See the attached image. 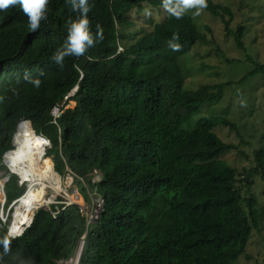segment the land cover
Wrapping results in <instances>:
<instances>
[{
    "label": "trees",
    "instance_id": "1",
    "mask_svg": "<svg viewBox=\"0 0 264 264\" xmlns=\"http://www.w3.org/2000/svg\"><path fill=\"white\" fill-rule=\"evenodd\" d=\"M88 3L90 31L95 35L99 24L104 40L80 57H66L62 67L52 57L65 44L70 21L80 15L70 0H48L46 18L35 31L19 4L0 10V172L7 175V206L26 190L2 159L20 121H29L31 134L49 142L43 157L59 176L69 170L104 199L90 226L75 205L55 218L52 213L62 206L37 210L14 238L0 220V264H57L73 255L85 233L78 264H236L258 229V211L250 190L244 197L236 173L220 160L235 146L213 129L238 128L223 116H208L194 131L182 129L232 85L184 89L179 60L206 36L189 15L171 16L162 0ZM142 11L164 19L128 44L124 30L134 27L128 17ZM204 11L220 18L226 35L244 50L245 30L230 29L228 7L208 0ZM173 34L179 35L181 51L168 47ZM259 73L264 64L237 84ZM253 155L255 166L243 178L247 188L251 177L264 181V150ZM93 171L101 177L96 184Z\"/></svg>",
    "mask_w": 264,
    "mask_h": 264
},
{
    "label": "rangeland",
    "instance_id": "2",
    "mask_svg": "<svg viewBox=\"0 0 264 264\" xmlns=\"http://www.w3.org/2000/svg\"><path fill=\"white\" fill-rule=\"evenodd\" d=\"M211 1L216 5L228 7L232 11L233 20L230 26L232 31L238 26H243L245 30L244 50H239L233 37L226 35L220 18L204 10L199 16L193 15L196 9H190L185 13L192 18L198 30L206 36V41L194 44L189 53L179 60L180 71L184 78V89L196 91L202 86L226 83H232V85L223 88L219 101L201 106L182 126V129L186 132L194 131L197 122L208 116H223L238 128V134L223 126H216L213 129V132L223 142L235 146V150L223 154L220 160L236 173V186L241 188V194L244 197H248L247 191L250 190L249 196L254 199L258 211V229L252 231L245 253L236 264H264V181L258 177H251L249 181H252V187L247 188L243 179L244 173L255 166L254 152L264 150V73H259L237 84L246 74L253 71L256 65L264 64V0ZM128 19L133 22L134 27L124 31L126 36H129L127 43L131 44L135 38L142 35V31L149 32L151 27L163 21L164 17L162 13L156 11H142L129 16ZM68 105L72 103L69 102ZM54 110V117H58V112ZM46 144L45 141L43 154L49 148L45 147ZM54 171V190H46V198L52 202L51 205L61 207L63 204H69L68 206L78 204L84 210V215H88L97 192L90 191L88 184L82 185L80 181L73 180L71 183L70 175L59 176L56 168ZM6 178L5 171H1L0 180L3 184L7 181ZM18 185L22 186L20 179ZM83 186L85 190H82ZM24 187L27 191L26 183ZM73 195L76 198L80 197L75 203L69 201ZM15 200L7 206L6 194L0 199V220L7 229L11 228L10 224L14 220ZM19 232L18 235L8 236L14 238L23 234L22 231ZM8 233L11 234L10 231Z\"/></svg>",
    "mask_w": 264,
    "mask_h": 264
},
{
    "label": "bare ground",
    "instance_id": "3",
    "mask_svg": "<svg viewBox=\"0 0 264 264\" xmlns=\"http://www.w3.org/2000/svg\"><path fill=\"white\" fill-rule=\"evenodd\" d=\"M44 144L45 141L41 137L31 134L28 124L18 125L13 144L14 150L6 158V163L7 168L28 185V190L25 196L15 203L14 220L9 228L12 235H18L19 231L27 228L35 209L49 202L46 198V190H54V165L51 160L43 157ZM2 184L0 180V199L5 195ZM79 198L73 195L72 200L69 201L75 203ZM80 247L81 245L74 252V264L77 263L80 256Z\"/></svg>",
    "mask_w": 264,
    "mask_h": 264
},
{
    "label": "clouds",
    "instance_id": "4",
    "mask_svg": "<svg viewBox=\"0 0 264 264\" xmlns=\"http://www.w3.org/2000/svg\"><path fill=\"white\" fill-rule=\"evenodd\" d=\"M70 3L73 12H79L80 15L76 20L70 21L67 40L52 57L54 62L58 65H61V67L63 66V62L66 57H80L84 55L88 49L94 47L96 43L102 42L104 40V30L99 24L97 25V31L95 35H93L90 31L88 13L91 8L89 6L88 0H70ZM17 4L21 6L22 11L28 17L30 30H37L40 26L41 20L46 18L45 12L47 10L48 0H0V10H7L10 6H15ZM162 4L164 9L171 16L175 17L176 19H181L190 9H196V11L193 13L194 16L201 15L202 10L208 7V0H162ZM178 39L179 35L173 34L172 38L168 41V47L174 52L181 51L182 48L181 44L175 42ZM38 83L39 82L37 81V84ZM21 185H25V183ZM26 192L27 191H25V193ZM7 231H10L9 228ZM8 235L12 234L8 233ZM8 243L9 241L7 238H5L3 241L5 254L9 250ZM30 264H32L31 261Z\"/></svg>",
    "mask_w": 264,
    "mask_h": 264
},
{
    "label": "built area",
    "instance_id": "5",
    "mask_svg": "<svg viewBox=\"0 0 264 264\" xmlns=\"http://www.w3.org/2000/svg\"><path fill=\"white\" fill-rule=\"evenodd\" d=\"M122 51V50H121ZM54 111H56V112H58V109H55ZM55 112V113H56ZM53 116H55V114H54V112H53ZM65 175H70L71 176V178L69 179V181L72 183V181L75 179V177L76 176H74L69 170H67V172H66V174ZM92 179H91V182L92 183H97V182H99L100 181V177H99V175H98V173H97V171H93V173H92ZM74 178V179H73ZM77 178V177H76ZM80 181H82V179H80V178H78ZM20 183L21 184H23L24 182L22 181V180H20ZM96 194V197L93 199V204H92V206H91V208H90V213L88 214V215H84V210H83V212H81L83 215H84V217H85V220H86V225L87 226H90V225H93V224H95L96 222H97V220H98V218H99V216H100V214L102 213V211H103V208H104V199L98 194V193H95ZM17 201H15L14 203H16ZM51 204H52V202H51ZM50 204V205H51ZM49 205V206H50ZM68 205L69 204H63L62 205V208L60 209V210H57L56 212H53L52 213V216H53V218H55L56 217V215L60 212V211H63V210H65V208L66 207H68ZM80 258V257H79ZM79 258H78V260H77V263L76 264H78V262H79ZM57 264H74L73 263V256L72 257H70V258H67V259H62V260H60V261H58L57 262Z\"/></svg>",
    "mask_w": 264,
    "mask_h": 264
},
{
    "label": "water",
    "instance_id": "6",
    "mask_svg": "<svg viewBox=\"0 0 264 264\" xmlns=\"http://www.w3.org/2000/svg\"><path fill=\"white\" fill-rule=\"evenodd\" d=\"M77 90V88H75L74 89V91L71 93V96L72 95H74V93H75V91ZM21 123H26V124H28L30 127H31V123L29 122V121H20L19 123H18V125H20ZM18 125H17V128H16V132H15V134H14V136H13V138H12V141H11V148H12V146H13V144H14V140H15V137H16V134H17V130H18ZM32 129V128H31ZM32 131H33V129H32ZM33 133L35 134V132L33 131ZM39 137H41L40 135H38ZM41 138H43V137H41ZM46 142H47V144H46V146L45 147H50V145H49V142L46 140ZM11 148L9 149V151H7L4 155H3V157H2V159H3V164L7 167V163H6V158L8 157V155L11 153ZM9 174H13V175H16V176H18L17 174H14L12 171H10L9 170ZM19 177V176H18ZM20 178V177H19ZM3 185V188H4V184H2ZM25 196V194L22 196V197H24ZM21 197V198H22ZM21 198H19L18 200H17V202L18 201H20L21 200ZM51 204V202H49V203H47V204H44V205H42V206H38L36 209H35V212L37 211V210H40V209H42V210H47L48 212H50V208H49V205ZM70 205H73V204H70ZM75 206H77L78 208H79V210L81 211V212H83V209L81 208V206L80 205H78V204H75ZM33 217H34V214H33V216H32V219H31V221H30V223H29V225L31 224V222H32V220H33ZM28 225V226H29ZM27 226V227H28ZM23 232V231H22ZM21 232V233H22ZM85 236H86V233L82 236V238L80 239V241L78 242V244H77V246H76V249H78L79 248V246L81 245V247H80V254H81V250H82V247H83V242H84V239H85ZM82 242V243H81ZM80 257V256H79Z\"/></svg>",
    "mask_w": 264,
    "mask_h": 264
}]
</instances>
